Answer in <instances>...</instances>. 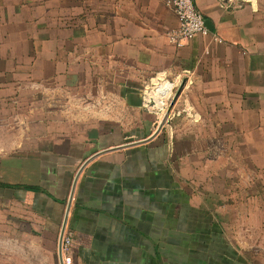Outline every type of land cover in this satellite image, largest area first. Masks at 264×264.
<instances>
[{
    "label": "crops",
    "instance_id": "0c3cea01",
    "mask_svg": "<svg viewBox=\"0 0 264 264\" xmlns=\"http://www.w3.org/2000/svg\"><path fill=\"white\" fill-rule=\"evenodd\" d=\"M169 1L0 0V264H60L94 156L64 264H264V0L181 48Z\"/></svg>",
    "mask_w": 264,
    "mask_h": 264
},
{
    "label": "built area",
    "instance_id": "2783aa9c",
    "mask_svg": "<svg viewBox=\"0 0 264 264\" xmlns=\"http://www.w3.org/2000/svg\"><path fill=\"white\" fill-rule=\"evenodd\" d=\"M168 6L177 16L179 26L167 33L168 41L176 48L183 47L186 43L200 35L210 33L204 16L197 10L195 0H170ZM221 42L220 39H216ZM72 247V236L64 234L62 242L63 256Z\"/></svg>",
    "mask_w": 264,
    "mask_h": 264
},
{
    "label": "water",
    "instance_id": "95a60500",
    "mask_svg": "<svg viewBox=\"0 0 264 264\" xmlns=\"http://www.w3.org/2000/svg\"><path fill=\"white\" fill-rule=\"evenodd\" d=\"M207 23V22H206ZM207 26L209 27V24L207 23ZM178 96V94H177ZM176 96V97H177ZM176 99V98H175ZM168 113L165 114L163 120L161 121V123L159 124V127L157 129V131L155 132V134L149 138L148 140H145L143 142H138L137 144H141V143H145V142H148L150 141L151 139H153L159 132L160 130L162 129L163 125L165 124V121L168 117ZM131 145H136V144H131ZM95 157L97 156H94L92 157L91 159H89L87 162H85V164L81 167V169L79 170L76 178H75V181H74V184H73V188H72V192H71V196H70V199H69V203H68V207H67V211H66V216H65V220L63 222V226H62V230H61V233H60V236H59V243H58V257H59V261H60V264H64V258H63V252H62V242H63V237H64V234H65V229H66V226H67V221H68V216H69V211H70V208H71V202L73 200V195H74V191H75V187H76V184H77V181L79 179V176L81 175L82 171L84 170V168L86 167V165L92 161Z\"/></svg>",
    "mask_w": 264,
    "mask_h": 264
},
{
    "label": "rangeland",
    "instance_id": "374dc122",
    "mask_svg": "<svg viewBox=\"0 0 264 264\" xmlns=\"http://www.w3.org/2000/svg\"><path fill=\"white\" fill-rule=\"evenodd\" d=\"M236 223L234 222V220L233 219H231L230 220V222H229V228H230V230H231V237L232 238H235V237H237L238 239L240 238V235H236V234H234L233 233V231H234V227L235 226H238V224L237 225H235ZM242 224H244V222L242 223ZM244 225H246V224H244ZM245 231H247L248 232V226H245ZM241 238H242V240H247V241H249L250 240V236L249 235H243V236H241Z\"/></svg>",
    "mask_w": 264,
    "mask_h": 264
}]
</instances>
